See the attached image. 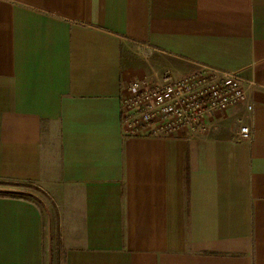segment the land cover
Listing matches in <instances>:
<instances>
[{"label":"crops","instance_id":"crops-1","mask_svg":"<svg viewBox=\"0 0 264 264\" xmlns=\"http://www.w3.org/2000/svg\"><path fill=\"white\" fill-rule=\"evenodd\" d=\"M201 66L247 100L126 134L130 81ZM0 181L50 202L0 193V264H264V0H0Z\"/></svg>","mask_w":264,"mask_h":264},{"label":"built area","instance_id":"built-area-1","mask_svg":"<svg viewBox=\"0 0 264 264\" xmlns=\"http://www.w3.org/2000/svg\"><path fill=\"white\" fill-rule=\"evenodd\" d=\"M246 100L247 85L235 73L207 66L179 76L167 70L157 83L133 80L127 84L121 119L127 135L173 137L182 129L205 131L207 116ZM250 134L249 126L240 127V138Z\"/></svg>","mask_w":264,"mask_h":264},{"label":"rangeland","instance_id":"rangeland-1","mask_svg":"<svg viewBox=\"0 0 264 264\" xmlns=\"http://www.w3.org/2000/svg\"><path fill=\"white\" fill-rule=\"evenodd\" d=\"M13 193V194H28L37 196L40 201H46L47 206H50L49 198L45 192L40 189L38 186L33 184H16V183H6L0 181V193ZM56 259L52 257L51 264H58L59 262L55 261ZM55 262V263H54Z\"/></svg>","mask_w":264,"mask_h":264},{"label":"trees","instance_id":"trees-1","mask_svg":"<svg viewBox=\"0 0 264 264\" xmlns=\"http://www.w3.org/2000/svg\"><path fill=\"white\" fill-rule=\"evenodd\" d=\"M2 182H4V181H2ZM6 183H15V182H6ZM17 184V183H16Z\"/></svg>","mask_w":264,"mask_h":264}]
</instances>
